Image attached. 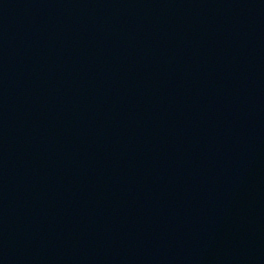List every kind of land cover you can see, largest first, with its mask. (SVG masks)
<instances>
[{
	"label": "water",
	"instance_id": "95a60500",
	"mask_svg": "<svg viewBox=\"0 0 264 264\" xmlns=\"http://www.w3.org/2000/svg\"><path fill=\"white\" fill-rule=\"evenodd\" d=\"M0 264H264V0H0Z\"/></svg>",
	"mask_w": 264,
	"mask_h": 264
}]
</instances>
